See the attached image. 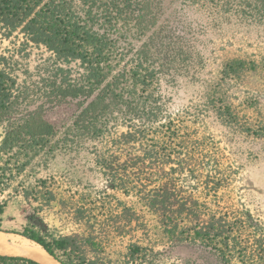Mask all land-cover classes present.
<instances>
[{"label":"trees","instance_id":"16d2710c","mask_svg":"<svg viewBox=\"0 0 264 264\" xmlns=\"http://www.w3.org/2000/svg\"><path fill=\"white\" fill-rule=\"evenodd\" d=\"M193 1L217 18L264 24V0ZM189 34L167 14L166 0H0V231L36 242L61 264H264V225L248 209L214 207L227 179L204 173L205 159L163 90L172 70L198 53ZM257 66L233 59L224 77ZM219 100L220 117L238 124ZM68 105L75 107L69 124L48 119ZM242 131L264 137V113ZM87 145L107 188L72 196L78 229L49 234L38 216L67 207L65 198L49 179L22 176L37 161L47 166ZM192 166H202L192 175L201 190L186 187ZM6 194L36 206L21 231L3 228ZM184 246L195 250L177 254ZM0 264L45 263L0 253Z\"/></svg>","mask_w":264,"mask_h":264},{"label":"rangeland","instance_id":"374dc122","mask_svg":"<svg viewBox=\"0 0 264 264\" xmlns=\"http://www.w3.org/2000/svg\"><path fill=\"white\" fill-rule=\"evenodd\" d=\"M166 6L172 21L182 23L190 32L198 53L191 63L172 70L163 80V90L171 99L174 116L184 119L183 134L191 136L190 146L205 159L204 173L215 170L227 179L216 199L219 205L214 207L236 212L248 209L264 225V137L242 131L248 124L259 123L264 113V24L244 22L229 14L217 18L211 8L193 0H166ZM233 59L256 62L258 66L241 76L225 78L226 65ZM219 98L231 106L238 124H226L220 117ZM74 111L73 105L64 106L49 113L48 119L62 127L71 122ZM91 146L87 145L80 153L58 154L47 166L37 161L22 176L28 181L36 176L49 179L65 198L67 207L55 204L38 216L49 234L76 231L70 206L78 193H83L86 187L107 188L106 177L96 163ZM199 168L202 166H192L184 174V178L192 181L186 186L188 189H203V183L192 176ZM117 196L131 203L136 200L123 193ZM3 199L8 201L3 228L21 231L36 206L22 195L6 194ZM147 219L153 226L154 216L147 214ZM12 241V238L8 240ZM194 250L184 246L177 248V254L185 256Z\"/></svg>","mask_w":264,"mask_h":264},{"label":"bare ground","instance_id":"6f19581e","mask_svg":"<svg viewBox=\"0 0 264 264\" xmlns=\"http://www.w3.org/2000/svg\"><path fill=\"white\" fill-rule=\"evenodd\" d=\"M10 238L13 239L11 243L8 242ZM0 251L1 253L29 256L45 264H61L41 245L16 233L0 231Z\"/></svg>","mask_w":264,"mask_h":264},{"label":"crops","instance_id":"0c3cea01","mask_svg":"<svg viewBox=\"0 0 264 264\" xmlns=\"http://www.w3.org/2000/svg\"><path fill=\"white\" fill-rule=\"evenodd\" d=\"M0 253H1V251H0Z\"/></svg>","mask_w":264,"mask_h":264}]
</instances>
